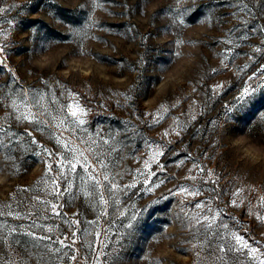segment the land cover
Masks as SVG:
<instances>
[{
    "label": "rangeland",
    "instance_id": "obj_1",
    "mask_svg": "<svg viewBox=\"0 0 264 264\" xmlns=\"http://www.w3.org/2000/svg\"><path fill=\"white\" fill-rule=\"evenodd\" d=\"M10 4L22 7L0 15V28L5 30L8 41L0 85L9 80L10 69L17 74L22 88L32 90L33 95H45V107L50 99H55L56 111L71 101L67 94H59L66 89L74 91L79 94L82 105L88 102L94 110L85 125L88 135L98 129H103L105 134L119 133L124 122L129 120L141 133L131 143L125 142L127 147L120 143L115 145L123 157L117 161L120 170L128 173L119 182L137 185L127 196L121 195L123 206L120 210L125 211V217H119L113 206L110 209L112 217L101 219L99 226H86L89 235L84 239L92 242L100 227H109L106 220H115L105 241L110 245L104 249L109 255L101 256V264L105 260L107 264H207L204 255H198L192 247L195 240L184 242L191 240L185 227L184 212L191 210L194 214L195 210L188 207L182 211L181 201L191 200L194 204L212 194L202 193L193 199L178 192L169 193L177 185L193 183L190 177L196 170L189 171L193 169L192 161L186 160L177 167L179 160L190 153L193 159H199L223 177L220 188L227 191L235 185L255 189L248 193L253 205L257 197L264 195V86L258 88L247 103L230 110L226 107L239 95L248 76L264 64V54L256 53L249 59L254 49L264 44V34H253L247 41H235L240 44L239 48L225 44L229 29L238 21L229 15L232 8L212 11L202 7L209 4V0H5V7ZM124 4L127 7H122ZM185 8L189 11L184 14L185 23L181 25L176 13ZM9 20L13 23L9 24ZM259 23L264 24V19ZM4 41L5 35H0V43ZM42 44L49 46L40 50ZM228 48H231V54L225 61ZM225 63L230 66L226 68ZM213 68L217 72L213 73ZM253 83L264 85V78ZM217 84L226 87L216 89ZM193 88L197 90L194 92ZM0 92L4 94L0 96V125L6 128L11 125L17 133H23L27 128L39 145L52 151L60 150L55 129L35 131L34 125L17 123L9 118L11 100H18V89L15 93L8 88L0 89ZM176 101H179L177 106L171 108ZM193 101L198 103L193 105ZM161 105L168 108L167 113ZM64 110L66 113V108ZM146 113L164 118L155 123ZM193 114L198 116L197 121H191ZM137 116L153 126L141 123ZM177 125L187 127L181 138L175 136ZM197 129L203 131L197 132ZM165 130L172 134L163 137ZM117 139L122 137L118 135ZM169 139L179 142L171 144L172 151L159 159L165 168L157 169L155 162L151 164V171L156 172L152 180L160 186L148 191V186L143 183L144 176L138 174V171H146L143 161L150 156L145 140L167 143ZM32 149L40 150L31 145L17 161L6 160L5 154L0 152V211L15 210L20 201L24 202L25 210L30 209L34 202L29 198L36 193L42 194L45 187H51L46 183L43 163L47 156H34ZM205 150L215 158L205 159L201 155ZM173 152L180 156L174 157ZM161 180L165 183L161 184ZM26 188L33 191H23ZM228 200L229 196L224 195L221 201H215L218 207L225 209L224 222L246 238L250 237V243L259 240L264 245V223L255 220L254 214H247L249 209L244 206L226 208ZM94 207V203L84 204L78 199L62 211L70 219L74 218L73 212L79 211L83 213L82 220H95ZM134 213L135 218L130 219ZM228 217H236L240 223ZM5 218L10 224L27 225L30 222ZM38 223L59 225L65 233L72 231L58 218ZM121 224H132V228H123ZM3 231L7 232V228ZM15 238L24 241L31 250L29 237ZM18 250L23 252V248ZM0 252L20 259L9 251L7 242L0 244ZM86 252L87 247L81 255ZM38 259V255L26 256L25 264H36ZM242 264H248L246 258Z\"/></svg>",
    "mask_w": 264,
    "mask_h": 264
},
{
    "label": "snow or ice",
    "instance_id": "obj_2",
    "mask_svg": "<svg viewBox=\"0 0 264 264\" xmlns=\"http://www.w3.org/2000/svg\"><path fill=\"white\" fill-rule=\"evenodd\" d=\"M4 3L5 0H0V15L10 12L13 8L22 7L15 4L5 7ZM139 6L138 3L137 7ZM122 7H127V5L124 4ZM202 7L212 11L224 7L233 9L229 15L238 23L229 29L227 34L229 39L224 41L225 44L239 48L240 44L235 43V41H247L253 34H264V24L259 23L261 19H264V0H209V4ZM188 11L187 8L177 10L176 14L180 17L179 23L181 25L185 23L183 16ZM8 23L12 24L13 21L9 20ZM35 31L33 29V32ZM0 35H5V41L0 43V71H2L6 66L4 57L7 55L8 41L3 28H0ZM49 44H42L40 50H46ZM256 53L264 54V44L256 47L249 59H253ZM230 54L231 48H228L225 61H228ZM229 66V63H225L226 68ZM244 67L247 68L248 65ZM211 71L215 73L217 69L213 68ZM238 71H242V69H238ZM9 72V80L4 85H0V89L8 88L14 93L17 89L19 90L18 100H11L9 118L17 123L27 122L34 125L33 130L35 131H45L48 128L55 129L56 144L60 150L52 151L39 145L32 131L27 128L23 133H17L12 130L11 125L7 128L0 125V152L5 154V159L20 160L23 153L27 152L31 145L38 146L40 150L32 149L31 154L37 157L46 154L47 159L43 160L46 169V183L51 186L45 187L42 194L36 193L29 198L31 202H34L30 209L25 210L24 202L20 201L15 210L10 208L7 213L0 211V218H2L0 219V244L7 242L9 251L20 257L19 260H16L12 256L0 252V264H25V257L31 255L39 256L36 264H57V262L59 264H81V260H83V264H92L93 261L95 264H101V256L107 257L109 255L104 251L110 247L105 241L109 238V228L115 223V220H106L109 227H100L99 231L95 232L92 242H86L84 239L85 236L89 235L86 226H99L101 219L112 217L113 212L110 209L113 206H115V212L119 217H125V211L120 210L123 206L121 195L127 196L129 191L136 188L137 185L136 183L122 184L119 182L128 173L120 170L117 161L122 160L123 157L120 156L119 149L115 145L120 143L127 147L125 142L131 143L136 136L141 134L138 126L129 120L124 122V128L119 133L105 134L103 129H98L88 135V129L85 125L88 123V115L94 110L88 106V102L83 105L80 103L79 94L67 89L65 92H61L59 96L67 94L71 97V101L64 106L66 113L64 108L56 111L55 99H50L48 107H45L43 103L45 95H33L32 90H25L22 88V82L17 78V74L11 72L10 69ZM261 78H264V64L260 65L257 72L248 76L239 95L234 97L233 102L226 107L230 110L238 104L247 103L257 89L264 86L261 83H253V81L261 80ZM225 87L226 85L223 84L215 85L216 89ZM196 90L193 88L194 92ZM0 96H4V94L0 92ZM127 99H131V97H127ZM178 102H173L170 107L175 108ZM196 103L198 102L193 101V105ZM160 108L163 112H168V108L164 105H161ZM145 115L154 119L155 123H159L164 118L163 116L153 117L152 113ZM137 119L149 127L153 126L140 116H137ZM197 119L196 114L191 116V121L194 122ZM212 123H216V121H212ZM186 131L185 125H177L175 136L181 138ZM201 131L203 130L197 129V132ZM171 134L169 130H165L163 137H169ZM118 135L122 139L118 140ZM177 142L179 140L169 139L167 143L145 140L150 150V156L149 159L143 161L146 171H138V174L144 176L143 183L148 186L146 190L151 191L153 187L160 186L152 180V177L156 176V172L151 171V164L155 162L157 169L165 168L166 165L160 164L159 159L166 156L167 152L172 151L170 145ZM172 154L174 157L180 156V153L177 152ZM201 155L207 160L215 158L206 150ZM186 160H191L193 164V169L189 171L196 170L195 174L190 177L193 183L177 185L175 189L170 190L169 194L174 195L178 192L180 195L193 199L202 193H211L212 195L206 196L202 200H196L194 204L191 200L181 201L182 211L188 207L195 210L194 214L191 210L184 212L185 227L191 234V240L184 242L192 243L195 240L196 243H192V247L197 250L198 255H204L207 264H242L245 258L248 264H264V245L259 240H252L250 243V237L246 238L245 235L239 233V230H233L229 223L224 222L225 209L215 204V201H221L224 195H228L229 200L225 204L226 208L244 206L249 209L247 214H254L255 220L264 223V195L257 197V202L253 205L248 193L255 192V189L233 185L234 190L228 189L226 191L219 186L223 177L199 159H193L190 153L185 154L179 160L177 167H180ZM160 183L163 184L165 181L161 180ZM23 191L32 192L33 190L26 188ZM78 199L82 200L84 204L94 203L93 210L97 212L95 220H82L80 217L83 213L79 211L73 212L71 215L74 218L70 219L68 214L62 211L65 207L72 206ZM140 211H144V209ZM5 217L27 219L30 222L27 225L10 224ZM53 218H58L63 224H67L72 231L65 233L59 225L45 226L38 223L41 220L48 221ZM134 218L135 213L130 219ZM228 219L237 224L240 223L236 217H228ZM121 227L131 229L132 224H121ZM5 228H7V232L3 231ZM22 228L26 230L21 232ZM118 232L119 229H117ZM21 235L30 238L31 250L24 244V241L15 238ZM97 243L99 244L98 247L96 246ZM78 244L79 247H77ZM85 247H87V252L81 255ZM18 248H23V252L19 251ZM90 256L92 260L89 259ZM103 264H107V260Z\"/></svg>",
    "mask_w": 264,
    "mask_h": 264
}]
</instances>
